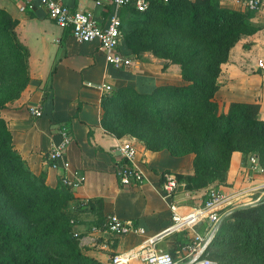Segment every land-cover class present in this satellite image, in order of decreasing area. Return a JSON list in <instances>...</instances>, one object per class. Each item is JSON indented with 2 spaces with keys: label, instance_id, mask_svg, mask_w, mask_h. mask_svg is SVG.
<instances>
[{
  "label": "crops",
  "instance_id": "crops-1",
  "mask_svg": "<svg viewBox=\"0 0 264 264\" xmlns=\"http://www.w3.org/2000/svg\"><path fill=\"white\" fill-rule=\"evenodd\" d=\"M221 6L245 10L238 0H218ZM33 3V8L21 11L22 5ZM74 10H83L98 18H105L109 7L97 6L94 0H65ZM5 9L18 20L15 28L19 41L28 50V78L19 98L2 111L11 132L15 149L31 171L46 173V184L60 183L61 168L46 164L44 154L61 140L65 129L72 138L66 148V158L72 168L84 175L82 185L73 190V231L79 236L83 252L94 259L110 264L118 253L138 249L148 236H156V248L179 256L181 248L192 237L191 231H178L161 235L170 225L171 201L187 206L204 203L207 188L186 191L179 184L173 199L164 198L161 173H191L193 155L176 156L167 150H149L140 141H133L138 150L137 166L145 179L140 185L122 186L116 176L120 155L117 146L127 135L116 137L100 124L102 95L99 84L111 90L132 84L139 93H150L159 85L183 86L180 67L147 58H134L125 43L122 51L133 65L116 69L108 64L104 51L96 41H76L69 30L51 21L40 0H0ZM251 21L258 27L251 35L242 36L230 49L221 65L219 88L213 100L218 112H226L232 102L258 104L256 118L264 120V70L256 66L264 60V7L250 10ZM119 15L129 17L122 7ZM39 106L43 115L35 118L28 107ZM249 167V164H248ZM243 170L240 152L231 156L228 173ZM264 183H259L251 194L257 200L264 195ZM109 215L132 219L145 229V234L115 235L104 232L101 224ZM202 230V227L199 228ZM186 236V237H185ZM185 237V238H184Z\"/></svg>",
  "mask_w": 264,
  "mask_h": 264
},
{
  "label": "trees",
  "instance_id": "trees-1",
  "mask_svg": "<svg viewBox=\"0 0 264 264\" xmlns=\"http://www.w3.org/2000/svg\"><path fill=\"white\" fill-rule=\"evenodd\" d=\"M158 7L163 8L165 22L171 30L183 29L195 42L186 54L162 63L163 69L168 63L178 64L187 84L159 85L150 93H139L128 84L114 89L113 101L127 92L151 98H200L208 116L194 126L198 132L182 143L193 153V171L174 173L186 191L222 182L234 152L258 150L260 157L255 156L262 167L264 120L256 118L258 104L232 102L226 112H218V105L213 100L219 88L221 65L226 61L229 49L242 36L251 35L258 29L251 21L250 10L227 8L218 0H150L148 9L142 12L133 6L122 9L126 8L130 17L136 13L142 18L141 14L146 15ZM17 24V19L0 8V37L13 59L16 73L22 77V83L10 86L0 100V264H105L85 254L79 236L70 229L69 214L73 215L76 201L72 190L61 183L51 187L46 184L44 171L35 174L28 168L15 149L11 132L2 117L5 103L16 99L29 81L28 50L17 37ZM121 30L133 57L147 62L141 54L143 49L138 36L133 31H123L122 24ZM175 112L180 114L178 120L187 121L185 113ZM100 124L118 138L128 134L103 118ZM138 140L149 150L157 149H153L146 138L140 136ZM169 173H161V182ZM236 243L243 250L245 259L264 264V195L257 205L232 210L222 218L205 255L211 257L210 250L216 245L233 246Z\"/></svg>",
  "mask_w": 264,
  "mask_h": 264
},
{
  "label": "built area",
  "instance_id": "built-area-1",
  "mask_svg": "<svg viewBox=\"0 0 264 264\" xmlns=\"http://www.w3.org/2000/svg\"><path fill=\"white\" fill-rule=\"evenodd\" d=\"M166 2L167 0H163ZM245 9L257 10L264 7V0H238ZM100 7H109L110 12L105 18H98L83 10L70 8L65 0H40L47 17L64 30H69L71 36L78 42L88 43L96 41L104 51L108 64L116 69H124L133 65L132 59L126 55L121 47L124 42L118 10L124 6H133L138 11H145L150 0H94ZM32 9L33 3L20 6L21 11ZM256 66L264 70V60L259 59ZM97 88L102 91H111V86L99 84ZM28 112L35 118L43 115L42 109L35 105L28 108ZM61 140L44 154L46 164L52 168H61L60 183L69 189L76 190L83 181L84 175L72 168L66 158V148L72 141L71 135L61 130ZM117 150L120 160L116 167V176L122 186L140 185L144 182V175L137 166L138 150L132 139L123 140ZM249 168L262 173L258 158L250 155L247 159ZM179 183L174 175H167L161 184L164 198L173 199ZM264 186V184H263ZM204 203L196 206H187L171 201L170 225L164 230L168 233L178 231H191L192 237L182 246L179 256L156 248V236L146 237L142 245L135 250L118 253L110 258V264H215L206 257V252L214 239L221 220L232 209H225L224 200L215 190H209ZM202 227V230L199 228ZM104 232L115 235L145 234V229L132 219H122L116 215H109L101 224Z\"/></svg>",
  "mask_w": 264,
  "mask_h": 264
},
{
  "label": "rangeland",
  "instance_id": "rangeland-1",
  "mask_svg": "<svg viewBox=\"0 0 264 264\" xmlns=\"http://www.w3.org/2000/svg\"><path fill=\"white\" fill-rule=\"evenodd\" d=\"M140 16L143 17L141 18L135 13L131 17L123 15L118 17L123 31H133L140 39L143 57L161 63L170 62L168 58H176L186 54L187 49L195 44L183 32V29L177 32L168 27L162 7ZM134 18L136 20L133 23ZM16 83L21 84L22 77L16 73L13 59L0 37V100L5 97L7 94L5 92L10 89V86ZM24 88H22L20 94ZM113 91H105L102 95L101 118L105 122L128 131L127 136L135 142L139 141L138 137L140 136L146 138L153 149L157 148L156 151L165 149L170 153L178 154L176 156L193 155L182 143L186 142L190 135H195L198 132L194 126L199 122L202 123L203 119L205 120L208 116V113L202 109L199 97L190 100L151 98L127 92L124 97L113 101ZM16 99L5 103L1 114L4 108ZM157 110H160V113ZM175 111L185 113L187 121L178 120L180 114ZM241 155L243 170L237 174L227 172L222 182L210 184L203 200H205L209 190H215L224 200L225 209L247 208L260 202L255 197L256 195L251 194V192L255 191L253 187L257 184L264 183V172L256 173L252 171L248 167L247 161L250 155L260 157V152L258 150H246V152H241ZM261 165L264 169V159ZM69 218L70 229L76 235L73 231V215L69 214ZM186 242L188 243V240ZM210 251L211 257L209 258L215 264H255V261L245 259L243 250L237 243L233 246L231 244L216 245Z\"/></svg>",
  "mask_w": 264,
  "mask_h": 264
},
{
  "label": "water",
  "instance_id": "water-1",
  "mask_svg": "<svg viewBox=\"0 0 264 264\" xmlns=\"http://www.w3.org/2000/svg\"><path fill=\"white\" fill-rule=\"evenodd\" d=\"M166 234H168V232L167 231H164V232H162L161 235H166Z\"/></svg>",
  "mask_w": 264,
  "mask_h": 264
}]
</instances>
